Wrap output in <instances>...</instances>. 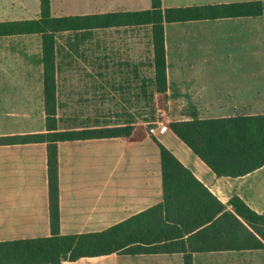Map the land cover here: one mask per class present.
<instances>
[{
	"label": "crops",
	"instance_id": "1",
	"mask_svg": "<svg viewBox=\"0 0 264 264\" xmlns=\"http://www.w3.org/2000/svg\"><path fill=\"white\" fill-rule=\"evenodd\" d=\"M260 1L263 0H162V10L165 14L173 9L243 5ZM151 9L152 0H51V14L55 18ZM40 17V0H0V24L15 25L39 20ZM128 28L100 29V32L116 38L114 44L122 48V56L126 55V50L130 60L131 53L136 54L137 36ZM147 32L151 52L153 35L151 31ZM163 39L167 74L164 96L168 102L176 103V116L185 113L183 121H191L264 115V18L229 17L165 22ZM56 42L55 37V50ZM35 45L38 75L42 65L44 90L43 42L38 35L0 34V85L4 78L9 79L8 85H23L26 50L30 51ZM102 56L107 55L103 53ZM133 70L135 73V68ZM105 76L101 78L102 84L108 85ZM8 100L17 98L10 97ZM84 129L88 128L64 131ZM10 133L12 135L2 137L26 135ZM131 138L58 143L62 235L107 230L163 201V177L157 145L150 140L136 142ZM157 138L222 203L228 204L237 196L255 212L264 213V167L245 177H218L170 127H166L165 132ZM118 143L124 147L117 148ZM30 146L45 149L44 170L39 162L36 166L24 165V161L34 157L22 160L14 158L13 165L0 161V242L51 235L48 146L14 144L0 146V149H26ZM63 146H78L85 151L96 148L97 153L95 157L86 153L80 161L73 158L71 163L64 165L61 159ZM91 158L96 162L95 166L90 163ZM263 251L195 253L191 255V261L192 264H249L251 253L261 254ZM64 264H185V256L182 253L112 254Z\"/></svg>",
	"mask_w": 264,
	"mask_h": 264
},
{
	"label": "trees",
	"instance_id": "2",
	"mask_svg": "<svg viewBox=\"0 0 264 264\" xmlns=\"http://www.w3.org/2000/svg\"><path fill=\"white\" fill-rule=\"evenodd\" d=\"M41 1L39 20L15 25L0 24L3 35H38L43 42L45 132L17 137H0V146L46 144L50 194L49 237L0 242V264H64L82 258L121 255L182 253L185 264L191 255L234 250H264V213L252 210L235 196L222 203L168 149L157 141L163 177V201L128 220L101 232L62 235L59 213L58 143L93 139L130 138L125 127L91 128L78 131L57 129L55 95V37L58 34L90 29L152 26L157 85L167 91L166 56L163 39L165 22H185L229 17L264 18V0L243 5L162 10V0H152L144 12L111 13L55 18L51 0ZM53 66V69H50ZM49 94L54 95L50 97ZM139 118V117H138ZM173 132L218 177H245L264 167V115L216 120L193 119L170 125ZM103 130V129H102ZM107 133V134H101Z\"/></svg>",
	"mask_w": 264,
	"mask_h": 264
},
{
	"label": "rangeland",
	"instance_id": "3",
	"mask_svg": "<svg viewBox=\"0 0 264 264\" xmlns=\"http://www.w3.org/2000/svg\"><path fill=\"white\" fill-rule=\"evenodd\" d=\"M77 26L88 28L56 35L57 56L54 68L57 81L55 99L58 107L57 129L59 131L82 128L106 131V129L125 127L120 131L121 134L132 130V140L142 142L146 139L156 145L158 138L151 133L152 128H158L159 124L170 127L174 122L185 120V113L176 116L174 112L177 109L176 103L168 102L164 96L165 93L159 92L154 43L153 50L150 52L146 38L147 31H151L153 35L152 26L128 28L137 36V46L134 51L136 54L131 53L130 60L127 51L124 50L126 55L122 56V48L114 44L116 38L107 37L100 32V29H90L92 24L89 22L78 23ZM152 41L154 42V38ZM103 53L107 56L103 57ZM36 59L35 45L30 51L26 50L23 85H8L7 78L1 82V137L12 135L10 132L15 135L34 134L45 130L46 93L42 85V65L39 76ZM50 69H53V66H50ZM103 75H106L108 85L102 84ZM49 96L54 95L49 94ZM10 97H15L17 100L9 101ZM101 134L107 133L101 132ZM118 145L117 148L124 147L119 143ZM95 149L85 151L78 146H63L61 147L62 162L66 165L71 163L73 158L80 161L86 153L95 157L97 153ZM45 153L44 148L36 146L26 147V149L1 148L0 161L13 165L14 158L22 160L34 157L30 161L27 160L28 162L24 161V165L35 164L36 166L39 162L44 170ZM90 163L95 166L96 162L92 159ZM255 253L250 254L249 264H264V251L261 254Z\"/></svg>",
	"mask_w": 264,
	"mask_h": 264
},
{
	"label": "built area",
	"instance_id": "4",
	"mask_svg": "<svg viewBox=\"0 0 264 264\" xmlns=\"http://www.w3.org/2000/svg\"><path fill=\"white\" fill-rule=\"evenodd\" d=\"M166 127L163 124H159L158 128H152L151 133L155 136H159L160 134L164 133Z\"/></svg>",
	"mask_w": 264,
	"mask_h": 264
}]
</instances>
